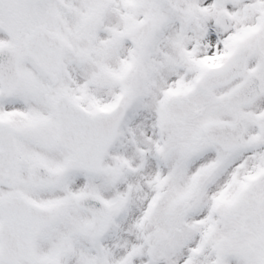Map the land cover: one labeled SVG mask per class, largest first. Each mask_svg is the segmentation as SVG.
I'll return each instance as SVG.
<instances>
[{
	"label": "snow or ice",
	"instance_id": "6c2138e0",
	"mask_svg": "<svg viewBox=\"0 0 264 264\" xmlns=\"http://www.w3.org/2000/svg\"><path fill=\"white\" fill-rule=\"evenodd\" d=\"M0 264H264V0H0Z\"/></svg>",
	"mask_w": 264,
	"mask_h": 264
}]
</instances>
